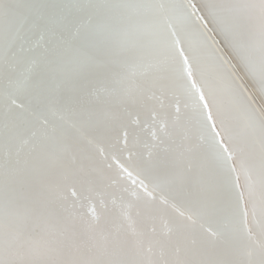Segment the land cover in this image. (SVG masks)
<instances>
[{"label": "snow or ice", "instance_id": "1", "mask_svg": "<svg viewBox=\"0 0 264 264\" xmlns=\"http://www.w3.org/2000/svg\"><path fill=\"white\" fill-rule=\"evenodd\" d=\"M133 107L146 156L89 138L86 170L80 130ZM81 174L127 227L80 210ZM141 205L179 222L138 229ZM0 264H264V0H0Z\"/></svg>", "mask_w": 264, "mask_h": 264}, {"label": "bare ground", "instance_id": "2", "mask_svg": "<svg viewBox=\"0 0 264 264\" xmlns=\"http://www.w3.org/2000/svg\"><path fill=\"white\" fill-rule=\"evenodd\" d=\"M191 3L200 6V0H191ZM195 17L193 16V21ZM188 29L190 32V40L193 46H198L199 38L196 35L195 24H189ZM167 103V101H165ZM188 103V109H184V104ZM158 107V105H157ZM173 107L175 103L173 102ZM181 108L188 113L191 112L190 101L186 98L181 99ZM152 121L150 119L149 112L144 109L133 107L129 109L128 113L121 115V119L118 122L108 124L103 129L95 127L84 126L80 133H82L84 139L80 144L82 152L81 162L84 168L87 170L94 166H99L102 157L99 155L95 145H89L87 139L94 138L96 143L100 147H103L107 153H114L115 157L121 158L122 162L127 161L131 156L132 161H139L142 156H146V150L144 148L145 142L150 139L152 131ZM127 132V138L125 133ZM192 132L197 136L195 132V124L192 125ZM109 160L113 165L116 163V159L112 156ZM105 174L111 175L110 170L107 169V162L104 163ZM91 181V182H90ZM75 191L80 197V203L82 212L87 213L89 208H97L100 210L104 207L103 202H106L107 211L104 212L101 219V226H114L123 224L127 227V221L118 218L117 212L113 211L115 205L118 211V205L120 203L121 193L115 188L107 187V181H100L94 174L87 175L81 174L75 179ZM131 181H129V184ZM240 183H244V177H240ZM70 195V191H69ZM226 197V193L224 194ZM135 200V197H131ZM181 198H178V202ZM160 205H153L151 209H145L141 205V216L137 218V227L139 228H151L153 225L156 228L158 234L166 233L168 228L173 224L178 223V214L171 208L163 209Z\"/></svg>", "mask_w": 264, "mask_h": 264}]
</instances>
